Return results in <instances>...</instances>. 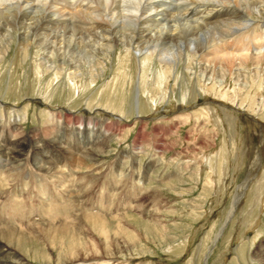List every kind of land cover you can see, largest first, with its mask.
Instances as JSON below:
<instances>
[{"label":"rangeland","instance_id":"obj_1","mask_svg":"<svg viewBox=\"0 0 264 264\" xmlns=\"http://www.w3.org/2000/svg\"><path fill=\"white\" fill-rule=\"evenodd\" d=\"M35 49L33 46L23 56L14 42L0 60V138L5 133L9 138L16 134L27 139L48 138L56 129L62 139L60 147L45 144L44 149L64 175L50 171L53 169L38 170L37 163L52 165L45 158L32 157L29 150L27 158H17L15 167H4L6 174L0 183L9 182L13 188L29 182L30 190L21 195L26 207L35 206L28 195L31 190L35 193L34 183L45 184L46 191L55 194L59 192L57 183L67 177L88 183V190L76 186L60 200L82 210L80 215L90 212L91 204V209L99 207L107 216V233L94 230L88 221L68 219L78 231L75 253H87L84 262L264 264V87L251 89L255 102L239 97L229 102L200 87L181 62L173 78L169 77L168 88L152 96V102L148 91L136 88L138 61L133 53L132 58L122 59V50L117 48L106 58L98 77L84 74L70 80L66 72L57 75L38 66ZM153 65L159 68L156 60ZM232 83L228 80L230 90ZM88 120L107 124L113 133L103 138L102 146L75 148V127ZM51 127L53 133L48 132ZM88 148L95 160L90 159ZM72 155L77 156L75 164L80 163L74 170L69 163ZM71 171L76 173L67 176ZM249 172L252 179L226 221L238 187ZM81 192L88 198L83 205L77 200L82 198ZM40 232L30 233L35 238L17 248L27 264H42L46 258L55 262L74 254L64 245L65 239L62 246L57 239L51 246L45 231Z\"/></svg>","mask_w":264,"mask_h":264},{"label":"bare ground","instance_id":"obj_2","mask_svg":"<svg viewBox=\"0 0 264 264\" xmlns=\"http://www.w3.org/2000/svg\"><path fill=\"white\" fill-rule=\"evenodd\" d=\"M14 42L23 56H27L30 48L35 46L34 60L38 66H45L46 71H56L57 75L66 72L70 80L79 79L84 74L98 77L104 71L106 58L121 48L122 55L119 56L122 59L131 57V53L137 58L136 88L140 91L142 86L150 98L168 88V79L181 62H184V71L189 77H195L200 87L229 102H235L238 97L241 101L249 99L251 103L255 102L257 98L255 94L251 95V89L254 86L259 89L264 87V0H0V60ZM154 60L158 62V69L153 65ZM122 73L125 75V72ZM228 80L233 82L231 90ZM150 101L154 102L153 98ZM54 116L51 114L52 118ZM55 120L63 123L61 117ZM75 128L78 139L75 148L102 146L103 138L113 133L107 124H97L94 120L81 121ZM52 130L53 127L48 132L53 133ZM56 131L53 136L46 138L43 135L38 139H27L18 134L12 138L6 133L1 135L0 160L3 162L0 165L3 168L0 169V180L6 174V171L3 173L4 167H15V161L27 158L29 150L32 157L38 156L39 160L45 158L47 165H52L50 168L37 163L38 170L53 169L50 171L64 175L63 169H57V163L49 161L51 155H46L49 150L44 149L48 147L45 144L60 147L62 139ZM6 145L12 148L4 147ZM88 153L92 155L90 159L95 160L90 150ZM76 157L72 155L69 159L73 170L80 167L79 162L75 164ZM74 173L71 171L67 176ZM251 179L249 172L238 187L226 221L232 216L239 197ZM8 183H0V199L6 198L0 201V225H4L0 230V264H27V259L17 248L20 249L26 240L35 238L30 233L40 235V231H45V240L48 239L51 246L56 239L62 246L65 239L64 245L72 253L74 251L70 257L56 258L55 262L46 258L42 264H75L79 260L87 264L84 262L87 261V253H75L78 243L75 234L78 231L73 229L74 221L68 219L73 217L80 223L88 221L94 230L107 233V216L100 213L99 207L91 209V204L87 208L90 212L80 215L82 210L79 211L70 202L61 203V199H65L64 196L76 186L88 190L90 185L67 177L57 183L59 192L55 194L48 193L45 184L34 183L36 191L33 194L31 190L28 195L30 199L34 198L37 207L33 204L26 207L28 203L21 195L30 190L27 188L29 182L24 181L19 187L11 186L12 189ZM101 187L104 189V185ZM8 191L12 193L5 196ZM81 195L82 198L77 200L83 205L88 198L83 192ZM14 234H17L16 238Z\"/></svg>","mask_w":264,"mask_h":264}]
</instances>
